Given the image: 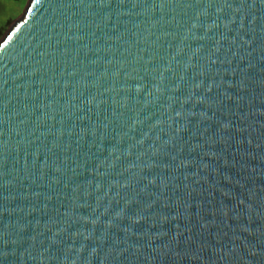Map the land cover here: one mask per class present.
Here are the masks:
<instances>
[{"label":"water","instance_id":"obj_1","mask_svg":"<svg viewBox=\"0 0 264 264\" xmlns=\"http://www.w3.org/2000/svg\"><path fill=\"white\" fill-rule=\"evenodd\" d=\"M0 264H264V0H28Z\"/></svg>","mask_w":264,"mask_h":264},{"label":"rangeland","instance_id":"obj_2","mask_svg":"<svg viewBox=\"0 0 264 264\" xmlns=\"http://www.w3.org/2000/svg\"><path fill=\"white\" fill-rule=\"evenodd\" d=\"M28 0H0V39L22 14Z\"/></svg>","mask_w":264,"mask_h":264}]
</instances>
